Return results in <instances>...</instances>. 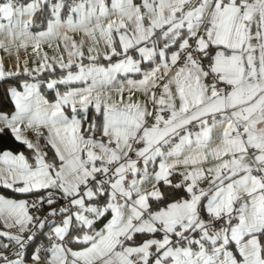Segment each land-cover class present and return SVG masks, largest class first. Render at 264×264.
I'll return each instance as SVG.
<instances>
[{"label":"snow or ice","instance_id":"6c2138e0","mask_svg":"<svg viewBox=\"0 0 264 264\" xmlns=\"http://www.w3.org/2000/svg\"><path fill=\"white\" fill-rule=\"evenodd\" d=\"M0 53V264H264V0H0Z\"/></svg>","mask_w":264,"mask_h":264},{"label":"trees","instance_id":"16d2710c","mask_svg":"<svg viewBox=\"0 0 264 264\" xmlns=\"http://www.w3.org/2000/svg\"><path fill=\"white\" fill-rule=\"evenodd\" d=\"M42 90H44V92H46L47 94L50 93V90H48L46 88H44ZM0 107H2L3 111H9V109L11 107V105H9L6 98L3 97L2 90H0ZM3 149L22 150V151L26 152V154H27V150H26L25 146L14 141V139H12V137L10 135H5L3 137H0V150H3ZM49 156H50V154H49ZM29 252H31V249H29Z\"/></svg>","mask_w":264,"mask_h":264},{"label":"crops","instance_id":"0c3cea01","mask_svg":"<svg viewBox=\"0 0 264 264\" xmlns=\"http://www.w3.org/2000/svg\"><path fill=\"white\" fill-rule=\"evenodd\" d=\"M0 55H3V54L0 53ZM63 90H64V87L61 86V91H63ZM42 92L46 96V98L49 99L50 101L54 99L53 90H50V93L49 94H47L46 92H44V90H42ZM4 150H10V149H3V150H0V151H4ZM11 151H13L14 153H17V152H21L22 150H11ZM49 154H50V156L52 155V153H49ZM9 192H10V190L0 189V193L9 194ZM24 197H21V198H24ZM0 230L7 231L8 229H3L2 227H0Z\"/></svg>","mask_w":264,"mask_h":264},{"label":"built area","instance_id":"2783aa9c","mask_svg":"<svg viewBox=\"0 0 264 264\" xmlns=\"http://www.w3.org/2000/svg\"><path fill=\"white\" fill-rule=\"evenodd\" d=\"M42 193H34V194H30V195H28V196H25L24 198L25 199H35V198H37L39 195H41ZM7 231H12V232H14L15 230L13 229V230H7ZM2 242H7V241H2ZM15 249L14 248H11V249H9V251H14Z\"/></svg>","mask_w":264,"mask_h":264}]
</instances>
